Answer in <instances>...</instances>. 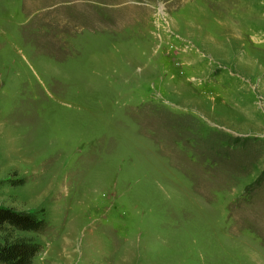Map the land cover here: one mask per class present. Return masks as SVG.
<instances>
[{"label": "rangeland", "instance_id": "rangeland-1", "mask_svg": "<svg viewBox=\"0 0 264 264\" xmlns=\"http://www.w3.org/2000/svg\"><path fill=\"white\" fill-rule=\"evenodd\" d=\"M0 205L34 264H264V0H0Z\"/></svg>", "mask_w": 264, "mask_h": 264}, {"label": "trees", "instance_id": "trees-1", "mask_svg": "<svg viewBox=\"0 0 264 264\" xmlns=\"http://www.w3.org/2000/svg\"><path fill=\"white\" fill-rule=\"evenodd\" d=\"M48 228L44 215L0 205V264H34L43 245L32 233L42 234Z\"/></svg>", "mask_w": 264, "mask_h": 264}]
</instances>
